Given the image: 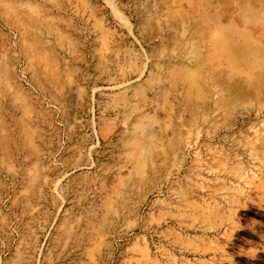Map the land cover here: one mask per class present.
Segmentation results:
<instances>
[{
  "label": "rangeland",
  "instance_id": "1",
  "mask_svg": "<svg viewBox=\"0 0 264 264\" xmlns=\"http://www.w3.org/2000/svg\"><path fill=\"white\" fill-rule=\"evenodd\" d=\"M0 264H264V0H0Z\"/></svg>",
  "mask_w": 264,
  "mask_h": 264
}]
</instances>
